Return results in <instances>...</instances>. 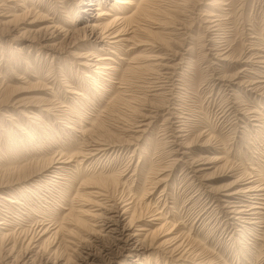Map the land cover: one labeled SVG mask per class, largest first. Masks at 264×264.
<instances>
[{
	"label": "rangeland",
	"instance_id": "374dc122",
	"mask_svg": "<svg viewBox=\"0 0 264 264\" xmlns=\"http://www.w3.org/2000/svg\"><path fill=\"white\" fill-rule=\"evenodd\" d=\"M87 2L0 0V264L44 228L51 259L89 247V178H105L108 208L130 205L134 228L160 212L156 238L194 251L176 261L152 250L144 264H264V214L235 219L253 204L227 194L264 189V0H148L118 51L98 48L99 29L83 36ZM86 52L115 70L86 78ZM52 158L67 163L43 171Z\"/></svg>",
	"mask_w": 264,
	"mask_h": 264
},
{
	"label": "bare ground",
	"instance_id": "6f19581e",
	"mask_svg": "<svg viewBox=\"0 0 264 264\" xmlns=\"http://www.w3.org/2000/svg\"><path fill=\"white\" fill-rule=\"evenodd\" d=\"M147 1L148 0H140V1L113 0L112 5L110 4L111 6H109L107 10L105 9V6L108 0H88V2L86 3L87 7L82 9L81 11L82 14L80 15H83L82 17H85L86 19L88 16L89 20H87L84 27H80L79 29H82L84 33L83 36L86 37L89 36L93 37L92 35L95 32H97L99 29L98 35H101L99 40L102 43L100 44L101 46H98V48L99 49L113 48L115 49V51H118L123 41H128L126 40V36H125V34H128L129 32L128 31L129 28L128 29L126 28L129 25L128 22L133 21L136 14H138L139 12H140L139 14H141V12L147 11L145 16H148V10L147 7H145ZM210 4L213 3L211 2ZM101 5L103 7H101ZM132 5L135 6L136 8L135 11H133L130 14H127L126 10H128V8L131 7ZM115 8L118 10V12L112 13V10H114ZM90 10L95 11L93 17L91 16L89 17V14L85 13ZM104 16H108V17L110 16V18H108L106 22H103ZM119 21L120 23L118 24ZM45 28L50 29L52 28V26H46ZM29 30L30 29L25 30L24 32L21 33L20 36H23V34ZM133 31L135 32L136 30L131 29L130 32L132 33ZM94 40H97V37H95ZM40 43L42 44V45L40 44L41 46L47 47L48 49L56 46V44L50 45L44 43L43 41H40ZM115 51L113 52L110 51V52H112V54H115L117 53ZM87 53L88 52L80 54V56H83L85 58L82 64H84L88 69V71H86V73L84 74L86 78H90L93 81H96L98 79L97 77H100L103 74L107 75L111 71L115 70V68L112 67V65L110 66L111 62L109 60H111V58H109V56L105 57L103 56V53L97 54L96 52L94 53L90 52L89 54ZM138 58L139 56L135 57L134 58L135 61ZM89 72H93V74H89ZM64 86H69V85L68 83H64ZM67 91H69V89ZM70 92H74V91H70ZM41 101L44 102L45 100H41ZM21 105H23V103H20L18 106ZM138 126H142V123L137 124L136 127ZM68 128L74 129V127L72 126H68ZM97 143L102 145L100 141ZM95 150H103V149L96 147ZM73 156H77V155H73ZM64 162L66 161L53 160L52 158L51 160L48 161L49 165L43 171H46L48 170V168L53 167V163H64ZM103 179L89 178L87 180L85 179L84 183L82 184L85 190L80 194L82 200L84 201L82 202V205L90 204L91 210L83 209L82 208L83 206L82 207L80 206L79 213L88 215L89 221H91L92 228L90 231H86L88 233H85L88 241H90V245H88L89 247L87 246L85 247L84 245H82L84 246L83 247L84 250L81 251L79 256L73 259V262L71 261L72 259L70 260L69 258H64L61 256H53L54 259L52 258L53 259L52 260L51 259L52 256L51 257L45 256L43 255V252H39L40 247L43 245V243H41L42 238L51 231L48 228L47 229L44 228V229H40L37 235L31 236L27 239L24 251L22 253L20 252V254L15 255L16 258L13 259L12 263L5 262V264H17L19 262L20 263L22 262V264H144V262L141 261V258L144 257V254L146 252L150 253V251L152 250H155L158 253L160 252L159 254H162L164 256L169 254L171 255V257L173 256L174 258L173 260L176 261L182 260V258L184 256H187L188 253L189 255L193 254L194 251H189L188 249L182 248L181 243L180 242L178 243V240L176 238L177 236L171 235L167 239H164L162 241H159L160 237L156 238L158 230L167 224V222L163 218V214H161L160 212L148 213V215L145 217H149V218H147V220L145 218L146 220L145 223L137 224V227L134 228L135 222H137V220L133 214L134 211L132 214H130V216L127 215V213L129 212L128 210H130L129 208L130 205L128 203L126 204H128L129 207L124 203L126 206H123V209L121 211L119 210L117 204L115 205V203L113 204L110 203L109 206L110 208H108V205L106 206L107 204L106 201L109 197L107 195L108 188H107L106 180L103 181ZM235 182L238 181L236 180ZM263 190H264L263 188H257V185L256 186L250 185L239 188V190L235 188V191H231L232 193H227L230 195L237 193L247 194L246 196L250 197L249 199L250 201H252L253 204V205H249L248 208L245 207L246 209H243L244 207L243 208L241 207L242 209L232 208L234 207V205H230L229 208L230 207L232 208V210L230 211L234 212L235 215L236 214L239 215L236 216L235 219H240L241 222H246V223L251 222L252 224L255 222L254 220L260 218V215L264 214L262 211L264 210V193H261V191ZM0 196L4 198L3 194H0ZM109 200L111 201L110 197ZM105 206L107 208H105ZM252 214H254V216H251ZM168 232L169 234L173 233L172 229H170V231ZM55 233L56 232H52V234ZM44 239H45L44 240L45 243L46 241H48L49 238H44ZM92 254L98 255L97 256L98 259H94L92 256H89ZM131 254H133L135 257L129 261V256ZM147 254L145 255L147 256ZM193 256L197 257L198 255L194 253Z\"/></svg>",
	"mask_w": 264,
	"mask_h": 264
}]
</instances>
